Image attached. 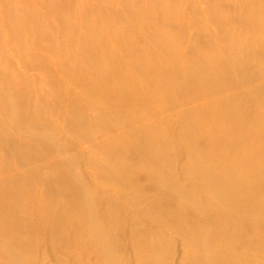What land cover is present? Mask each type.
Segmentation results:
<instances>
[{
	"label": "bare ground",
	"instance_id": "1",
	"mask_svg": "<svg viewBox=\"0 0 264 264\" xmlns=\"http://www.w3.org/2000/svg\"><path fill=\"white\" fill-rule=\"evenodd\" d=\"M97 1L100 5L89 13L79 12L84 17L78 30L73 10L57 0L40 1L54 13L51 17L21 0H7L2 10L19 52L28 62H40L49 89L41 96L29 81L33 98L30 110L24 109L22 87L0 69V116L13 132L7 131L10 136L0 145V264H43L34 254L46 235L48 251L67 243L76 247L71 262L59 264H168L173 248L165 225H173L190 247L184 264H264V0H208L206 15L189 1L206 47L193 53L177 29L178 0H120L130 13L125 23L118 21L123 11L111 1ZM234 1L238 13L222 4ZM213 26L220 48L209 33ZM145 28L151 47L142 40ZM61 35L77 42L83 55L67 54ZM32 45L50 49L55 57L47 58ZM120 55L125 66L118 63ZM52 63L105 105L104 113L88 115L66 95L64 105L74 112L71 127L87 139L95 136L93 123L108 126L111 120L151 115L153 109L140 105L144 97L135 73L149 77L147 87L168 103L183 90L191 95L223 88L230 65L257 84L251 92L235 91L178 112L176 131L150 120L99 143L106 162L116 168L111 178L132 185L134 199L150 192L162 201L148 206L152 214L142 232L144 219L135 210L127 213L117 195L89 190L79 156L68 153L69 139L52 123L47 108L61 115L64 97L49 71ZM77 63L84 69H76ZM179 141L183 145L174 150ZM54 151L48 176L37 168L8 172L12 160L32 163ZM181 154L186 160L180 162ZM133 174L142 178L135 182ZM128 248L131 256L125 253ZM95 256L98 263L92 261Z\"/></svg>",
	"mask_w": 264,
	"mask_h": 264
},
{
	"label": "rangeland",
	"instance_id": "2",
	"mask_svg": "<svg viewBox=\"0 0 264 264\" xmlns=\"http://www.w3.org/2000/svg\"><path fill=\"white\" fill-rule=\"evenodd\" d=\"M6 1L7 0L5 1L0 0V48H1L0 69L2 71L3 77L9 78L11 80L15 79L13 80V82L16 81L15 82L16 84H20L22 88L21 90L19 89L20 90L19 92L22 93L21 96L24 97L23 108L30 110L31 108L30 103L32 101L33 96L31 95L32 92L30 88L32 85L31 83L28 84V82L30 81L34 86H36V90L39 94H41V96L47 95L49 84L44 79V70L40 62L39 61H32V63L28 62V60L24 57V55H22L19 52V49L14 39V35L11 34L9 30H7L5 26L7 22L2 14V10L6 7ZM21 1H23V3L26 4L28 7L33 8L38 12L46 14L47 16L50 15L48 17H51L52 14H54L52 11L47 10L46 7L40 3V1H45V0H21ZM57 1L59 2L61 7L73 10V13L71 14V19L74 21L77 30L81 29L82 19L84 17L81 16L79 12H81V14L84 15V12L89 13L91 9H95V6L100 5L99 1L97 0H57ZM109 1H111L120 12L123 11L122 13L125 16L123 15V17H121V20L118 21L121 23H125L124 21L125 20L127 21V18L130 13L126 10V8H124L120 0H109ZM189 1L196 6L197 12L200 15H206L209 1L208 0H178V2L181 5V10L179 14L180 24L177 27V29L181 34L183 40V46L185 48H188L189 51L193 53V52L202 51L206 47L204 46L205 43L202 41L203 34L199 32L196 21L194 20V18L190 16L191 11H190ZM222 4L227 11H230V13H232L233 11H234L233 13H238L239 11V9H237L238 4L236 1L227 4L223 2ZM48 20L52 22V20H50L49 18ZM118 21H113V23L118 24ZM232 21L236 25H239L240 23L239 19L237 20V18H234ZM54 22L58 24L56 21ZM141 31H142L141 34L143 35L142 38L143 42L146 45H148V47H151L153 45V42L145 37L146 33L148 32V29L145 28L142 29ZM209 33L214 38L215 42L218 45V48H220L221 47L220 44H222V41L219 35V30L215 26H213L211 27V30H209ZM57 37L59 38V41L61 42L67 54L69 55L71 54L72 57L80 56V54L83 55V53H81V51L77 46V42L74 43L66 35L63 36L61 35ZM108 42L111 47L116 46V43L111 38H108ZM29 47L32 48V50L36 49L40 51V53L46 56L47 58L55 57L53 54L54 52L48 48H43V47L41 48L39 45H32ZM119 58L120 59L118 63L120 65L123 64V66H125L126 59L123 58V56L121 55L119 56ZM54 65L55 64L53 63L50 65L51 67L49 71L50 73H52V77L56 86L59 88L60 91L64 92L63 93L64 97L61 99V102H59V106L63 108V112L61 113V115L58 116V114L53 113L52 110H54V108L49 106L47 108L48 113H50L52 123L57 126L56 128L60 131L62 135L66 136L67 139H69L70 144L67 150L68 153L77 154L79 156L81 161L80 168L81 170L85 171L87 174V184L89 186L88 187L89 190L93 192L96 191L105 196L112 194L114 196L117 195L116 199L118 200L119 204H121L124 207V210L125 211L127 210L126 211L127 213H131L132 210H135L144 219L140 225V229L142 232L148 226V221L146 218L151 216L152 214L148 210V206L150 205H154L157 207L161 206L162 201L158 196L150 192L142 195L141 198L134 199L133 197L134 188L132 187V185L126 187L121 182L111 178L109 176V173L111 171H116V168H114L115 167L114 165H111L110 163L106 162L107 161L106 158L100 152L99 149L100 146H98L99 143L103 140V138L116 136L121 132H123L124 130L130 131L132 128H134V126L142 123H147L150 120H157L159 122H163L161 123L163 126L168 127V129L176 131L180 126L179 125L180 123L178 121H175L178 112L196 108L200 103L204 101L216 99L217 97L223 95H229L235 93V91L236 93L251 92L257 84L256 81L244 79L242 71H240V69H238L237 67L234 68L232 65H230L229 68L230 70L228 71L225 78L226 85L223 88L215 91H208V92H203L201 94H191V95L187 91L183 90L180 94L171 97L172 99H174L173 101L174 103L170 102L172 103L170 104L164 100L158 99L155 91L151 87H147L148 81L150 82L149 77L144 75L140 76L137 73H135L134 75L137 81L136 88L138 91H140L139 93L142 94L144 97L140 105L142 108H148L151 111L153 109L151 115L146 117L137 115L128 122H116L115 120H111L107 124L108 126H104L103 123H98V122L93 123L91 125V129L95 131V136L91 139L89 138L87 139L81 135L78 136L71 127V119L73 117L72 113L74 112L72 107L67 108L64 105V102L67 100L66 95H68L69 99H71L75 103L77 102L78 104H80L84 108V111L88 113V115H91L93 111L104 113L103 111L105 109V105L103 103L101 104L96 103L94 99L91 98V96L86 95L84 92H82L83 90H81L79 87L77 88V85L74 82L68 80L67 77L64 76L65 75L64 68H60L59 66H54ZM75 66L76 69H78L79 71L84 69L83 63H77ZM29 96H31V98ZM171 98L170 100H172ZM7 131L9 133H13L12 129L9 128L7 120L2 116H0V145L4 141H6V139L9 138L10 134L7 133ZM182 145L183 143L179 141L178 143L175 144L174 150L178 151ZM198 147L199 148L203 147V143L199 144ZM7 149L8 148H6L5 150L8 151L9 149L8 150ZM55 158H56V152L54 151L44 154L41 161H36L32 163H28L27 161L24 160H12L10 166L11 168L8 170V172L26 171L29 168H37L40 169L41 172L44 173V175L48 176L50 175L49 172L50 162H52ZM126 158L130 159V157L128 156H126ZM185 158L186 156L181 154V156H179V161L180 162L184 161L186 160ZM8 172H5L4 174H7ZM132 177L135 182L137 180H140V178H142L141 174H133ZM162 229L166 234V236H168V238H170L172 242L173 249L168 264H184L185 254L187 253L188 249H190V247L187 246L185 240L176 231L173 225H165L162 227ZM50 242L51 241L48 235L44 236L40 240L36 253L34 254V259L37 262H41L43 264H59L60 262L63 261L67 263L71 262L72 258L70 257H72V254H74V251L76 249L74 244H69V243H67V245L61 244L59 246L60 248L55 249L53 251H48L47 249L50 247L49 246ZM61 252L64 254H62ZM125 253H127V255L130 256L132 255L130 248L126 249ZM96 258L97 261L99 262V258L96 256L92 258V261L98 263L96 261Z\"/></svg>",
	"mask_w": 264,
	"mask_h": 264
}]
</instances>
